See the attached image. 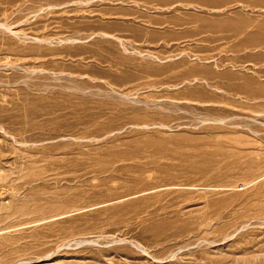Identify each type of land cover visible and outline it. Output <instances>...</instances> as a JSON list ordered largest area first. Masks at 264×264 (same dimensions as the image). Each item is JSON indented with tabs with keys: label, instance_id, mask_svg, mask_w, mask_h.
<instances>
[{
	"label": "rangeland",
	"instance_id": "374dc122",
	"mask_svg": "<svg viewBox=\"0 0 264 264\" xmlns=\"http://www.w3.org/2000/svg\"><path fill=\"white\" fill-rule=\"evenodd\" d=\"M0 264H264V0H0Z\"/></svg>",
	"mask_w": 264,
	"mask_h": 264
}]
</instances>
